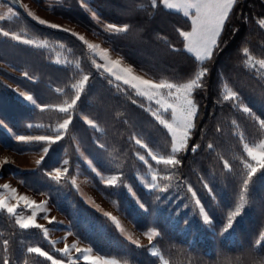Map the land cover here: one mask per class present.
Here are the masks:
<instances>
[{"label": "snow or ice", "instance_id": "1", "mask_svg": "<svg viewBox=\"0 0 264 264\" xmlns=\"http://www.w3.org/2000/svg\"><path fill=\"white\" fill-rule=\"evenodd\" d=\"M37 3L53 12L74 10L69 18L96 39L42 18L21 0H0V45L25 46L38 56L56 47L67 52L55 60L62 75L56 86L47 84L48 95L39 78L34 91L13 89L26 110L48 114L47 125L25 124L42 133L18 134L0 119L17 150L40 151L35 168L11 174L39 173L45 184L40 200L11 183L0 185V220L8 230L0 239V264H184L172 255L178 226L185 237L204 233L224 242L237 239V226L250 215L260 223L245 234L241 255L231 264H264V7L245 14L243 0ZM17 8L33 29L53 31L43 38L30 35ZM164 13L182 14L189 22L172 25L180 47L160 35ZM19 24L24 27L15 30ZM59 33L70 38L71 48L56 38ZM22 75L31 79L26 71ZM53 94L56 99L48 102ZM61 148L55 165L49 164L51 153ZM13 163L4 157L0 168ZM19 183L32 186L25 179ZM83 183L119 196L121 201H113L118 211L123 202L124 214L143 217L147 243L86 197ZM65 189L78 192L99 217L76 206L67 223L48 215L51 199L59 204ZM41 214L47 224L38 222ZM52 227L66 229L63 247L51 239ZM96 230L118 236L123 255L93 254L91 244H79ZM36 232L49 250L20 239Z\"/></svg>", "mask_w": 264, "mask_h": 264}, {"label": "trees", "instance_id": "2", "mask_svg": "<svg viewBox=\"0 0 264 264\" xmlns=\"http://www.w3.org/2000/svg\"><path fill=\"white\" fill-rule=\"evenodd\" d=\"M65 4L72 5L74 0H63ZM57 6H59L58 1L56 2ZM262 7H264V0H243V11L245 14L249 12V9L252 10L253 13H258L261 11ZM51 11V10H50ZM176 10H172L174 13ZM240 9H237V14H239ZM52 14L69 20L72 23L79 25L76 22L75 18H69L70 16L74 17L75 12H68L67 9L63 11H51ZM22 15H24L22 13ZM259 17H257L258 19ZM25 19L29 23V33L30 35H48L49 31L45 29L43 26H38V28L33 29L30 25L32 24L30 18L25 16ZM160 27L163 28V31L160 32L161 36H165L170 39L177 47H180L179 37L175 32L172 31V25L180 26H189V22L185 20L181 15H174L171 13H164L162 15ZM80 26V25H79ZM24 27V24H19L15 26V30H20ZM84 28V27H83ZM90 31V30H88ZM51 39V37H49ZM57 39H60L61 42L65 43L68 48L72 47V44L69 43V37L66 34L59 33L56 36ZM228 37L225 36V39ZM231 51V49H229ZM67 55V53H66ZM78 55V53H77ZM54 54L51 51L45 52L43 55H36L31 50H28L25 46H11V45H0V61L7 62L9 65L15 69L20 70L21 72H28L29 78L24 77L23 75H18L9 70L1 69L0 74L3 75L7 80H10L12 83L20 86L26 91H34L37 87L36 80L39 78V87L43 89V94L48 95L49 90L47 89V84L52 83L53 86H56L58 83L59 77L62 75V72L58 65L55 64ZM133 58H136L135 53H133ZM56 99L55 95H51L48 102H52ZM203 104H208V100H204ZM211 107L209 106L208 111L211 112ZM0 119H5L6 123L9 124L10 127L14 128L18 134H41L42 129H32L28 130L25 128L26 123L33 124H43L47 125L50 121L48 119L47 113H40L37 110H26L19 102V98L13 89L8 86V84L0 78ZM0 144L5 148L17 151V152H25V151H39L36 148H22L17 150V145L13 141V139L9 136L8 132L0 128ZM7 145V146H5ZM67 146V145H65ZM84 151V146L81 148ZM63 151V149H57V151L51 153V159L48 160L49 164L55 165V160L58 155ZM87 154V153H85ZM81 170L87 172L86 162H80ZM18 179H25L29 181V184L32 185L26 186L29 190L34 193L40 194V192L45 191V184L39 173L35 172H24L18 173L15 175ZM195 177H193V180ZM131 183L132 181L129 180ZM97 187V186H96ZM98 190L103 193L106 197L113 201H121V198L116 195H110L108 192L102 190L101 187H97ZM134 190L137 191L138 195L143 196V194L139 191L137 184H133ZM257 195H260V186H257ZM130 199V198H129ZM50 203L53 207L61 213L66 221L72 219L70 215L69 209L72 206H76L79 209H87L92 215H95L97 218L99 217V213L95 212V210L91 209V206L86 203V201L80 196L78 192L73 189H65L60 197V203L57 204L56 199L52 198ZM120 211L124 214L125 209L123 206V202H121ZM129 221L140 231L146 230L145 228V220L143 217L134 218L131 215L124 214ZM183 213L179 218V224H183ZM66 222V223H67ZM260 223L259 217L256 215H250L244 218L240 225L237 226L236 232V240H228L221 242L219 238L213 237L210 234L198 233L195 236L189 235L187 237L180 231L179 226L176 228L174 235L177 237L175 244L177 249L172 251V255L174 258L183 260L184 264H188V260L191 259L193 264H231L237 257L241 255V250L239 248V243L244 241V236L247 233L252 232L254 229L258 227ZM151 226V225H148ZM7 226L3 220H0V233H3V236H0V239L7 237ZM20 239L24 240L27 244H35L40 243L41 246H44L46 250H49V246L46 242L42 241L39 233H26L24 236L20 237ZM187 239L188 241H192V244L183 243V241ZM81 241L91 244L95 252H99L101 255H123L124 245L121 239L114 235L101 232L96 230L92 232L89 239H80ZM180 249H188V255H181L178 250ZM146 259V258H144Z\"/></svg>", "mask_w": 264, "mask_h": 264}, {"label": "rangeland", "instance_id": "3", "mask_svg": "<svg viewBox=\"0 0 264 264\" xmlns=\"http://www.w3.org/2000/svg\"><path fill=\"white\" fill-rule=\"evenodd\" d=\"M22 1H23L24 5H27L28 8H30L32 11H34L37 15L41 16L42 18L48 19L53 23H61L62 25L66 26V27H71L75 30H78V31L82 32L83 34L87 35L89 39H93V40L96 39V37L92 34L91 31H88V30L86 31L85 28H83V27H81L75 23H72L69 20H66L64 18H61L59 16L52 14L48 8L37 3V0H22ZM57 1L58 0H44V2L46 4L47 3H56ZM17 10L20 11L18 8H17ZM51 52L55 55L54 56L55 60L58 56L61 59H63L67 53L66 50L60 49L58 47L53 48L51 50ZM1 69L9 70V71L16 73L18 75H22V73H23L20 70L11 67L9 65V63H7V62L0 63V70ZM0 78L2 80H4L8 84V86H10L12 89L19 87L22 91H26L23 88H21L20 86L16 85L15 83H12L10 80H7L1 74H0ZM31 135H37V134H31ZM39 155H40V151H37V152L36 151L17 152V151L5 148L3 145L0 144V159L7 157L10 161L14 162L11 165H6L3 168H0V173H2V175H0V185L8 182V183H11L13 187H16L18 189V192H20L22 194H26V195H28V196L32 197L33 199H36V200L44 199L45 198L44 196L37 194V193H34L31 190H29L27 187H25L23 184H20L19 183L20 179L16 178L15 175L11 174L12 171L16 168H18V169H33V168H35L36 167L35 160L38 158ZM81 171H83V170H81ZM84 174L87 175L86 172H84ZM79 179L81 181L84 180V176L83 175L80 176ZM81 189H82V191L86 197L92 198L96 202V204H99L104 210L112 211L113 214L117 215L121 219L123 225L125 226V228L128 230L129 233H132L134 236H140L142 242L147 243L146 238L141 236V233L143 231L138 230L120 210L118 211L116 205L113 204V200L109 199L103 193H101L98 190V188L93 185V183H83V184H81ZM48 207L50 208V212L48 213V215L55 216L58 220H62L65 223L67 222L65 217L61 213H59L53 207V205L51 203H49ZM42 215L43 214H41L40 216L37 217L38 222L47 224V221H45L42 218ZM65 231H66V229H63V228L52 227L51 233H50L51 239L61 240V242L58 243L56 245V247H63L62 238L64 236ZM75 238H76L75 236L69 237V240L75 239ZM79 244L81 246L89 245V244H87L81 240L79 241ZM96 253L97 252H95L93 250V254H96Z\"/></svg>", "mask_w": 264, "mask_h": 264}, {"label": "water", "instance_id": "4", "mask_svg": "<svg viewBox=\"0 0 264 264\" xmlns=\"http://www.w3.org/2000/svg\"><path fill=\"white\" fill-rule=\"evenodd\" d=\"M21 2H22V4H24L22 0H21ZM18 9H19L20 11H22V12H23V10H22V9H20V8H18Z\"/></svg>", "mask_w": 264, "mask_h": 264}]
</instances>
